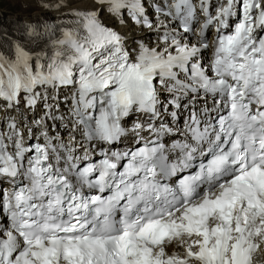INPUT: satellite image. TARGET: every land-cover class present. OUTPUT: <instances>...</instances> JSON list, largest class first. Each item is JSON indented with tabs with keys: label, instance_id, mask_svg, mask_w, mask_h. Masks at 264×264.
Here are the masks:
<instances>
[{
	"label": "snow or ice",
	"instance_id": "6c2138e0",
	"mask_svg": "<svg viewBox=\"0 0 264 264\" xmlns=\"http://www.w3.org/2000/svg\"><path fill=\"white\" fill-rule=\"evenodd\" d=\"M77 2L0 32V264H253L264 0Z\"/></svg>",
	"mask_w": 264,
	"mask_h": 264
},
{
	"label": "bare ground",
	"instance_id": "6f19581e",
	"mask_svg": "<svg viewBox=\"0 0 264 264\" xmlns=\"http://www.w3.org/2000/svg\"><path fill=\"white\" fill-rule=\"evenodd\" d=\"M44 3H47L49 8L42 7ZM57 3H63V0H21V5L14 7L18 9H6L0 6V32H3L9 40L22 38L23 26L33 21L38 15H44L45 12H50L53 17L58 15L55 7ZM73 6L91 8L93 3L92 0H78ZM105 22L109 25L113 24L111 20L106 19ZM134 34L137 38L144 35L139 30H136ZM128 35L131 38L133 33L129 32ZM151 38L155 39L154 36ZM253 264H264V248L254 254Z\"/></svg>",
	"mask_w": 264,
	"mask_h": 264
},
{
	"label": "rangeland",
	"instance_id": "374dc122",
	"mask_svg": "<svg viewBox=\"0 0 264 264\" xmlns=\"http://www.w3.org/2000/svg\"><path fill=\"white\" fill-rule=\"evenodd\" d=\"M21 5V0H0V6L6 9H13ZM18 9V8H14Z\"/></svg>",
	"mask_w": 264,
	"mask_h": 264
}]
</instances>
